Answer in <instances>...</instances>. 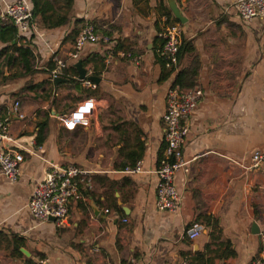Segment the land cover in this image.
Returning <instances> with one entry per match:
<instances>
[{
	"label": "crops",
	"instance_id": "obj_1",
	"mask_svg": "<svg viewBox=\"0 0 264 264\" xmlns=\"http://www.w3.org/2000/svg\"><path fill=\"white\" fill-rule=\"evenodd\" d=\"M234 2L74 0L68 12L57 0L54 8L67 23L48 29L37 21L61 59L86 23L112 40L83 51V68L100 79L94 89L71 71V81L50 82L52 59L30 41L14 45L32 52L33 72L15 79L22 71L17 53L0 44V118L8 120L9 136L40 139L41 146L37 157L25 155L16 183L0 173V264L38 258L48 264H253L264 257V162L251 168L253 155L264 151V19L242 21ZM171 6L186 20L178 21L181 43L190 45L175 70L156 57L158 34L175 24L167 20ZM192 67L202 97L186 121L189 172L174 175L179 208L157 211L165 96L178 72ZM86 99L95 102L92 115L65 130L59 116ZM16 101L25 120L8 110ZM46 162L91 172L82 184L84 200L70 207L68 223L59 228L27 209ZM193 227L201 234L191 241L185 231Z\"/></svg>",
	"mask_w": 264,
	"mask_h": 264
},
{
	"label": "built area",
	"instance_id": "obj_2",
	"mask_svg": "<svg viewBox=\"0 0 264 264\" xmlns=\"http://www.w3.org/2000/svg\"><path fill=\"white\" fill-rule=\"evenodd\" d=\"M233 7L242 21L264 19V0H235ZM32 9L30 0H0V23L8 22L15 27L16 43L26 45L30 41L47 47L45 35L38 29ZM158 38L163 45L157 50V54L168 61V66L171 69L173 67L172 70L177 69V54L181 45L180 25L175 23L165 26L158 34ZM111 44L112 40L106 35L98 34L91 23L84 24L74 39L72 50L66 61L58 59L55 53L50 55L54 63V69L50 72V82L56 83L65 76L69 61L74 65L81 61L87 45L110 46ZM118 54L125 56L123 53ZM90 75L87 73L86 76ZM79 82L90 89L95 88V84L87 79L79 80ZM201 97L202 91L197 86L185 89L173 84L166 92L165 113L162 117L164 146L159 166L155 171L158 178L155 189L157 211L173 212L179 208L180 196L175 189L174 175L179 171L184 174L189 172L187 166L190 161L183 159V148L189 131L186 121L195 111ZM94 107L95 102L92 99L84 100L70 113L59 116L58 121L65 130L73 131L78 124L92 115ZM8 110L19 120H25V115L20 111L19 102H14ZM7 124L6 118H0V173L8 182L16 183L21 177L20 165L25 155L37 157L41 146L34 140L21 142L9 136ZM262 162H264V151L256 152L252 157L251 168L259 167ZM46 164L44 176L35 184L27 209L35 220L47 222L53 219V223L59 228L68 223L70 207L84 200L82 184L88 185L87 179L91 172L69 165L60 166L48 162ZM137 171L136 167V169H126L124 172ZM123 223H127V220H123ZM200 234L198 227L185 231V236L191 241L197 239ZM35 264H48V261L38 258ZM130 264H137V262L132 259ZM253 264H264V257Z\"/></svg>",
	"mask_w": 264,
	"mask_h": 264
},
{
	"label": "trees",
	"instance_id": "obj_3",
	"mask_svg": "<svg viewBox=\"0 0 264 264\" xmlns=\"http://www.w3.org/2000/svg\"><path fill=\"white\" fill-rule=\"evenodd\" d=\"M31 5H32V10H33V16L35 20H38L41 25H44L48 29H53V28H58L63 26L65 23L68 21V17L66 15L64 16H59L58 11L54 8V2L52 0H30ZM57 1V0H56ZM64 8L66 11L70 12L72 11V6L74 0H61ZM167 20H169V17L172 18V20L175 23H179L176 19H174L173 16L168 12L167 15ZM168 22V21H167ZM171 24V23H170ZM168 24V25H170ZM160 32V31H159ZM160 42V46L157 48L159 50L163 42L161 39L157 38ZM16 42V29L15 27L10 24V23H0V44H5L8 45V48L15 49V52L17 53V57L15 60L18 61V64L22 67V70H25V74H31L32 73V64L34 62V56L32 52L27 48V47H21L17 48L14 43ZM30 43L27 42V46ZM6 50V49H5ZM121 48L118 46L115 47L114 49V54L117 53V51H120ZM190 50V45L186 42L181 43L178 54H177V64L182 58V56L187 53ZM4 51L1 50L0 54H2ZM156 57L162 59V64L168 65V61L165 58H161L157 52H156ZM11 59V57H10ZM54 66V65H53ZM54 67H50V72L53 70ZM173 69V67H172ZM72 72L74 75L77 76V71L73 67H68L65 71V76H63L64 79H67L68 81H71L69 79L68 73ZM197 75V70L195 67H192L189 71L187 72H178L174 84L181 87V88H192L194 87V78ZM78 83V81H76ZM41 127L39 129V132L41 131ZM38 139V138H37ZM37 145L40 146V139H38ZM210 263L209 261H204V262H199L198 264H208Z\"/></svg>",
	"mask_w": 264,
	"mask_h": 264
},
{
	"label": "water",
	"instance_id": "obj_4",
	"mask_svg": "<svg viewBox=\"0 0 264 264\" xmlns=\"http://www.w3.org/2000/svg\"><path fill=\"white\" fill-rule=\"evenodd\" d=\"M171 11L173 13V16L175 17V19L177 21H179L180 23H185L186 20L180 15V13L177 11V9L174 6H171ZM73 68L77 71L78 74V80L83 81L84 79H87L90 82H93L94 84H99L100 79L94 76H86L87 75V71L83 68L82 62L79 61L77 62ZM58 82V81H56ZM95 210V209H93ZM49 221H54L53 219H49ZM252 232L253 234H257L258 233V229L256 227V225L252 226Z\"/></svg>",
	"mask_w": 264,
	"mask_h": 264
},
{
	"label": "rangeland",
	"instance_id": "obj_5",
	"mask_svg": "<svg viewBox=\"0 0 264 264\" xmlns=\"http://www.w3.org/2000/svg\"><path fill=\"white\" fill-rule=\"evenodd\" d=\"M53 2H54V4H55V2H56V0H52ZM36 23H37V25L39 26L38 27V29L40 28L41 29V27H40V25L38 24V21L36 20ZM178 24V23H177ZM39 29V30H40ZM42 30V29H41ZM40 30V31H41ZM42 32V31H41ZM43 33V32H42ZM44 34V33H43ZM46 41H47V47H45V51H46V53H48V55L50 56L52 53H55V56L58 58V59H60V60H62V61H66V59H61L60 57H59V54H58V52L57 51H55V49L52 47V45L50 44V42L48 41V39L46 38ZM52 59V58H51ZM34 61H35V59H34ZM52 60H50V62H51ZM52 64L54 65V63H53V61H52ZM53 65H52V67H53ZM32 72H33V70H32ZM27 77V76H31V74H25V72L23 73V70L21 71V69H18V70H16V73L13 75V78H15V79H19V78H21V79H23V77ZM50 78V77H49ZM87 100V99H86ZM82 101H84V100H82Z\"/></svg>",
	"mask_w": 264,
	"mask_h": 264
}]
</instances>
